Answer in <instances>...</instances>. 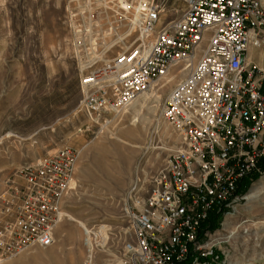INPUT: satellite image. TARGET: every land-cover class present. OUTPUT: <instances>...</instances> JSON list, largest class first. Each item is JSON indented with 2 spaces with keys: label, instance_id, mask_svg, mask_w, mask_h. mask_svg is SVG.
<instances>
[{
  "label": "built area",
  "instance_id": "obj_1",
  "mask_svg": "<svg viewBox=\"0 0 264 264\" xmlns=\"http://www.w3.org/2000/svg\"><path fill=\"white\" fill-rule=\"evenodd\" d=\"M76 2L67 23L74 52L86 55L80 111L98 119L120 112L154 83L185 71L162 109L181 147L149 191L129 195L132 238L119 264L216 263L214 243L205 239L209 216L233 207L243 180L264 161V0ZM131 36L123 51L105 57ZM78 159L77 149L62 147L7 183L2 255L55 243ZM82 264L110 263L90 255Z\"/></svg>",
  "mask_w": 264,
  "mask_h": 264
},
{
  "label": "rangeland",
  "instance_id": "obj_2",
  "mask_svg": "<svg viewBox=\"0 0 264 264\" xmlns=\"http://www.w3.org/2000/svg\"><path fill=\"white\" fill-rule=\"evenodd\" d=\"M77 6L76 0H0V197L25 166L65 146L79 152L55 243L13 256L0 252V264H82L90 255L119 264L132 238L129 195L149 191L153 176L181 147L162 109L185 71L175 70L120 112L98 119L80 111V59L86 55L74 52L67 23L68 10ZM263 178L261 167L240 185L239 199L221 212L217 225H207L214 264H264V184L246 199Z\"/></svg>",
  "mask_w": 264,
  "mask_h": 264
},
{
  "label": "bare ground",
  "instance_id": "obj_3",
  "mask_svg": "<svg viewBox=\"0 0 264 264\" xmlns=\"http://www.w3.org/2000/svg\"><path fill=\"white\" fill-rule=\"evenodd\" d=\"M158 85H159V82H158V83H154V84L152 85V87L149 89V91H151V90L153 91L154 88L157 87ZM149 91H147L146 93L149 94ZM146 93H144V95H145ZM261 184H264V178H263L262 180H260L259 183H257V184L253 187V189L248 193V195L246 196V199H247V200L253 198V196L257 193V190H258L260 187H262V186H260ZM226 220H227V219H226ZM226 224H228V222H226ZM229 237H230V236H229ZM231 238H232V237H231Z\"/></svg>",
  "mask_w": 264,
  "mask_h": 264
},
{
  "label": "trees",
  "instance_id": "obj_4",
  "mask_svg": "<svg viewBox=\"0 0 264 264\" xmlns=\"http://www.w3.org/2000/svg\"><path fill=\"white\" fill-rule=\"evenodd\" d=\"M262 167H263V170H264V163L262 164ZM246 181H247V180H246ZM246 181H245V182H246ZM245 182H244V180H243L242 184L245 185ZM243 185H242V186H243ZM242 191H243V190H240V192H239V190H238L239 193H242ZM219 217H221V212L219 213V212L215 211V212H212V213L210 214V216H209V220H208L207 224L209 225V227H210L211 229H213V228L217 225V219H218Z\"/></svg>",
  "mask_w": 264,
  "mask_h": 264
}]
</instances>
